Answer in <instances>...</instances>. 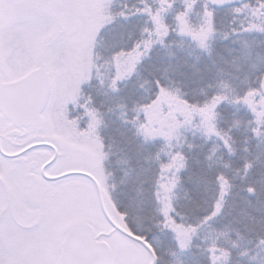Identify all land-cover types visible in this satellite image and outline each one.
Returning a JSON list of instances; mask_svg holds the SVG:
<instances>
[{
  "label": "trees",
  "instance_id": "obj_1",
  "mask_svg": "<svg viewBox=\"0 0 264 264\" xmlns=\"http://www.w3.org/2000/svg\"><path fill=\"white\" fill-rule=\"evenodd\" d=\"M135 1L131 16L115 17L97 41L96 70L83 109L87 123L96 128L95 144L105 153L114 196L121 188L127 196L126 226L148 244L157 239L166 264H213L219 256L227 257L223 264H264V125L240 102L250 94L249 61L238 56L246 41L236 40L240 30L231 22L241 12L237 20L250 29V6H244L255 0L221 11L203 0ZM261 29L256 33L264 38V22ZM137 44L141 55L133 60L127 53ZM121 57L132 61L133 73L115 85L114 65ZM258 75L264 76V65ZM251 80L255 88L257 81ZM170 99L180 101L189 115L209 103L202 109L211 119L207 129L183 134L176 144L155 136L145 109ZM178 153L183 167L163 171L161 180V164L171 163ZM163 182L169 196L165 213L156 196ZM171 228L186 233L179 238ZM181 241L187 242L185 251L178 247Z\"/></svg>",
  "mask_w": 264,
  "mask_h": 264
},
{
  "label": "rangeland",
  "instance_id": "obj_2",
  "mask_svg": "<svg viewBox=\"0 0 264 264\" xmlns=\"http://www.w3.org/2000/svg\"><path fill=\"white\" fill-rule=\"evenodd\" d=\"M155 1L152 0L150 4H154ZM252 3L244 6L245 9L250 6V29L245 26V20H237L241 12H235L234 17L236 18L231 17V22H236L234 28L240 30L234 33L236 40L240 43L246 41V48L238 52V56L243 55V59L247 57L249 61L246 66L250 70L251 93H248L247 98L240 102L250 111L253 120L263 126L264 98L260 97L262 96L260 83L264 76L254 75L264 65V43L261 41L264 38L258 37L261 34L256 33L258 31L262 33L263 31L261 25L264 22V16L261 13L263 9L258 6L259 3L254 8ZM137 4L135 0H44L40 6L36 7L34 2L22 0L13 5L0 6V33H8L5 46L6 61L4 64L6 66L4 64L0 65L2 70L0 74L5 82L18 80V75L29 66L23 59V50L18 45L15 37L22 36L26 23L41 12L47 13L78 41V46L75 47L72 53V60L67 70L59 76H49L51 90L48 103L41 114V129L48 137H55L62 144L65 155H67V158H64V168L79 167L81 170H87L95 176L105 192L111 197L110 202L108 196L106 201L111 216L117 222L120 221L121 224H123V220L116 216V209L119 210L121 207V211H119L126 215L128 199L127 196H123L122 188L120 193L118 190L117 196H114L111 177L107 167H105L107 166L105 153L98 144H95L96 128L91 121L89 124L87 123L86 119L88 118L85 116L86 113L83 109L85 108V97L92 85L93 73L96 70L93 57L98 39L112 26L115 17L125 19L120 15L124 11L128 18L132 14L129 11L137 8ZM166 6L171 9L172 3ZM247 10L249 11V9ZM257 27L258 29H256ZM245 28L249 32L241 30ZM98 33H100L99 36ZM7 62L8 64H6ZM114 66L116 68L115 85L126 81L133 73V63L128 58L116 59ZM252 78L253 82L257 81L255 88L252 86ZM257 94H260V96H257ZM179 102L170 99L169 102L166 100L164 105L156 103L149 109H145V117L148 126L152 128V133L163 140L169 138L174 144H176V141L180 142L182 140L183 134L192 133V130L193 133L195 130H197L195 133L206 130V123L210 124L209 120H211L209 115L206 118L207 116L202 110H206L209 103L206 108L204 106L201 110H191V115H189V109L184 105H180ZM80 112L85 117L79 118ZM202 118L204 119L202 120ZM0 123L2 128H6V121H0ZM194 124L199 125L196 126L197 129L193 128L195 127ZM207 132L209 133L210 130H207ZM173 143H168V146H173ZM71 159L72 163H70ZM78 181L82 182V180ZM167 190L168 184L163 182L156 194L157 207L163 213L169 212L167 210L168 201H166V198L169 197L166 196ZM90 194L96 196V192L94 193L92 190ZM136 197L138 196H133V198ZM131 201L132 206H134L135 200L131 198ZM113 203L115 209L112 208ZM95 207H97L96 203ZM97 210L99 212L98 207ZM100 219L103 218L100 217ZM124 225H127V223ZM170 232L172 235L179 236V238L186 233L182 229L175 228H171ZM150 244L152 249L155 250L156 264L168 263L166 255H162V246L159 245L158 240L152 239ZM113 245L114 252L124 261V264H150V254L142 246L128 238L117 233ZM178 247L180 251H185L187 242H179ZM226 258V256L215 257L213 258V264H223Z\"/></svg>",
  "mask_w": 264,
  "mask_h": 264
},
{
  "label": "snow or ice",
  "instance_id": "obj_3",
  "mask_svg": "<svg viewBox=\"0 0 264 264\" xmlns=\"http://www.w3.org/2000/svg\"><path fill=\"white\" fill-rule=\"evenodd\" d=\"M259 8L264 9V0H259ZM120 15L127 18L124 11ZM203 35L202 31L201 46ZM7 38L8 33H0V65L6 61ZM15 38L23 50L24 61L29 64L18 75V80L25 83L28 82L26 77L41 71L53 77L64 73L78 46L75 37L44 12L26 23L23 35ZM107 39L115 40V37ZM138 49L139 44L127 55L137 59L141 55ZM17 87L22 88L24 84ZM261 87L264 88V83ZM160 93L167 95L163 88ZM219 99L222 97L214 98ZM19 155L16 153L17 157ZM183 159L178 153L172 156L171 163L161 164V180L164 179L163 171L174 166L183 167L180 163ZM83 175L91 176L92 173L84 172ZM71 177V170L50 175L46 166L38 180L31 182L21 175L9 176L0 170V264H124L113 250L118 231L116 221L101 220L106 210L98 212L90 198L78 195L70 187ZM100 191L110 202V195L102 187ZM248 191L254 193L255 190L249 187ZM112 208L115 209L114 203ZM214 215L215 212L205 219L210 220ZM116 216L125 219V213L118 209ZM123 231L148 243L146 237L132 233L126 225ZM148 247L151 248V244Z\"/></svg>",
  "mask_w": 264,
  "mask_h": 264
},
{
  "label": "flooded vegetation",
  "instance_id": "obj_4",
  "mask_svg": "<svg viewBox=\"0 0 264 264\" xmlns=\"http://www.w3.org/2000/svg\"><path fill=\"white\" fill-rule=\"evenodd\" d=\"M22 0H0V6L13 5ZM34 2V6H40L44 0H24ZM8 64V62L6 63ZM4 66H6L4 64ZM2 72L0 67V73ZM1 75V74H0ZM3 81V80H2ZM5 82V81H3ZM0 121H6V128H2L0 123V170L9 176L21 175L24 179L36 182L39 173L47 166L50 175H57L60 171H72L70 187L80 196L90 198L93 206L95 203L99 210H102L99 196H91L90 191L96 192L93 183L85 176L73 174L75 172H89L81 170L79 167L64 168L65 155L64 148L55 137H48L40 128L26 129L16 128L12 122L0 113ZM16 153H20L19 157ZM67 158V157H66ZM72 163V159L70 160ZM93 175V174H92ZM94 176V175H93ZM82 180L79 182L78 180ZM84 183V184H83ZM102 187V186H101ZM103 188V187H102ZM95 197V200H94ZM104 205L112 220H115L107 208V196L104 194ZM121 211V207L119 209ZM106 218L105 215L102 217ZM102 219V220H103ZM116 221V220H115ZM126 219L121 222L116 221V226L123 228ZM119 235H122L117 231ZM124 236V235H122ZM125 237V236H124ZM126 238V237H125Z\"/></svg>",
  "mask_w": 264,
  "mask_h": 264
},
{
  "label": "water",
  "instance_id": "obj_5",
  "mask_svg": "<svg viewBox=\"0 0 264 264\" xmlns=\"http://www.w3.org/2000/svg\"><path fill=\"white\" fill-rule=\"evenodd\" d=\"M204 3L217 11L229 9L232 7L242 6L252 0H203ZM34 77V79L32 78ZM32 77H26L25 81L16 80L13 82H3L0 76V113L6 119L10 120L16 128L38 129L41 126V114L44 111L50 96L51 83L49 75L41 71L32 74ZM264 77L260 83V93L264 98ZM18 84H24V87L18 88ZM73 174L83 175V172H75ZM84 176V175H83ZM87 177L94 185L97 196H99L102 210H106L104 215L111 219L104 205L103 193L101 187L97 184V180L93 176ZM116 226V225H115ZM118 231L126 238L141 245L150 254V264L156 263V255H153L152 248L143 240H136L134 236H129L123 228L116 226Z\"/></svg>",
  "mask_w": 264,
  "mask_h": 264
}]
</instances>
